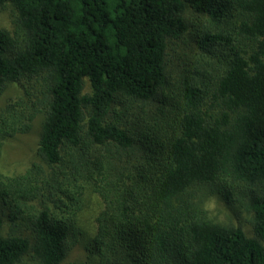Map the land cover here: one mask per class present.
<instances>
[{"label":"trees","instance_id":"obj_1","mask_svg":"<svg viewBox=\"0 0 264 264\" xmlns=\"http://www.w3.org/2000/svg\"><path fill=\"white\" fill-rule=\"evenodd\" d=\"M6 7L0 95L21 94L0 108V156L41 119V162L0 171V264H62L88 187L96 259L73 264H264V0ZM215 196L254 237L210 216Z\"/></svg>","mask_w":264,"mask_h":264},{"label":"rangeland","instance_id":"obj_2","mask_svg":"<svg viewBox=\"0 0 264 264\" xmlns=\"http://www.w3.org/2000/svg\"><path fill=\"white\" fill-rule=\"evenodd\" d=\"M11 10L6 7L0 11V29L8 31L13 30L11 23ZM89 90L88 84L86 91ZM89 92V91H88ZM21 91L14 86H10L0 95V108L4 106L6 101L12 100L20 96ZM41 119L34 124L33 130L25 135H17L4 143L0 156V171L3 175L14 177L25 173L33 164L40 163L41 160L37 153V144L40 134ZM209 202H214L215 207L210 209V216L219 222L236 225L241 227L247 236L254 237L253 226L251 224V214L246 212L239 205H227L218 197H212ZM103 205L101 199L93 190L88 187L79 203L78 226L82 232L77 244L68 253L62 264L86 263L95 261L96 255L92 252V240L96 233L95 219L102 210ZM9 222H5L3 233L9 230ZM20 264H37L30 251L24 257Z\"/></svg>","mask_w":264,"mask_h":264},{"label":"clouds","instance_id":"obj_3","mask_svg":"<svg viewBox=\"0 0 264 264\" xmlns=\"http://www.w3.org/2000/svg\"><path fill=\"white\" fill-rule=\"evenodd\" d=\"M215 207L214 202H209L208 204L205 205V210H210Z\"/></svg>","mask_w":264,"mask_h":264}]
</instances>
